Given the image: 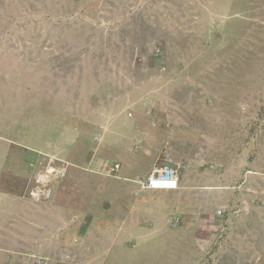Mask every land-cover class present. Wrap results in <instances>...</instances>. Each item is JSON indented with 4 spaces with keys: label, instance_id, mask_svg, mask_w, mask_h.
<instances>
[{
    "label": "rangeland",
    "instance_id": "1",
    "mask_svg": "<svg viewBox=\"0 0 264 264\" xmlns=\"http://www.w3.org/2000/svg\"><path fill=\"white\" fill-rule=\"evenodd\" d=\"M1 90L10 142L79 134L94 107L122 114L106 118L112 136L68 143L100 170L70 164L52 198L30 206L39 217L67 209L66 220L0 228L35 238L23 241L38 247L31 263L264 264V229L235 215L241 197L264 207V0H0ZM125 119H143L148 136H116ZM26 152L0 145V164L16 154L24 172L4 171L0 189L21 194ZM131 155L149 173L170 162L187 186L195 178L194 202L106 175L105 162L133 175Z\"/></svg>",
    "mask_w": 264,
    "mask_h": 264
},
{
    "label": "crops",
    "instance_id": "2",
    "mask_svg": "<svg viewBox=\"0 0 264 264\" xmlns=\"http://www.w3.org/2000/svg\"><path fill=\"white\" fill-rule=\"evenodd\" d=\"M0 92H2V90ZM0 104H1V102H0ZM4 110H5L4 105L1 104L0 105V115L3 114ZM96 112L98 113L97 115H96ZM91 113L93 115L94 121L88 122L86 124H83L84 122H80L81 125H83V127L81 128V130L79 128V134L74 135L72 132H66L65 133L66 136L64 135V136H48L47 137V138H50L52 140H56L55 143L48 142L46 140H42L41 136H30L29 139H27L28 143L20 142V141H17L16 139H15V141L10 142V141L6 140L5 138L0 137V145L3 148L12 149V147H13V148L19 149L20 151H24V149L28 150V152H26L25 155L28 157V159L30 160L31 163L37 162L40 159V156L44 155V156L51 157V158L56 159V160L61 161V162H65L68 164V166L70 164H72V165L73 164H77V165L80 164V166H79L80 170L89 171V173L95 174L96 170H100L96 166L97 165L96 163L97 162L99 163V161L97 159H96V161H94V159L89 160L87 158V155H86V153L87 154L89 153L88 150L81 149V151L83 150V152L81 154H80V152H78L77 154L74 155L70 150H68V143L78 141V140H81L83 142L84 141H92V140H96L100 136H112L111 131L110 130L108 131V129H109L108 125L111 122H110V120L109 121L106 120V118L119 115V112L118 113L115 112L112 109V107H107L103 110H101L100 108L94 107V108H92ZM121 115L122 114H120L119 116H121ZM95 116L98 120H101V121H98L99 122L98 124H97ZM114 118H116V117H114ZM129 118H131V117H129ZM80 123H79V125H80ZM114 124L117 125V122H115ZM146 124L147 123L145 121H143V119L142 120H136L135 122H132L129 119H125V122H123L122 125L119 126L121 132L120 133L114 132V133L116 134V136H126V137H130V138L132 136H145V137H147L148 136L147 131H149V128L146 127ZM135 125H138L139 127L135 128ZM0 128L4 132L8 129V125L5 124V122H2L0 124ZM115 134L113 136H115ZM142 140H144V139H142ZM145 140H147V138H145ZM36 141H41L40 142L41 144L40 143L35 144ZM81 147H84V146H81ZM95 153H96V151L91 154V156H93L94 158H96ZM9 154L12 155V151H10ZM0 155H2V154H0ZM13 155H14V157L9 161L7 166H5L4 164H0V176L1 177H2V174L4 173V171H6V170H11L13 173L15 172L14 175H16V176H18L16 173H20V175H21V173H24L21 170V168L19 167L20 166L19 162L16 163V158H17L16 154H13ZM70 157H73V160ZM129 161H131V164H132V166L129 169L131 172H133V175L127 176L126 175L127 172L125 171V169H123L124 166L122 167V165H121L120 170H122V172H121V178L122 179L127 180L129 177L135 178L131 181L134 183L136 181L137 182L141 181L144 177H146L147 174H149L148 170L147 171H146V169L144 170L143 167L141 168L137 164L138 162L141 161L140 156L136 155L134 157L131 155ZM113 163H115V162H105L104 165L106 166L108 164H113ZM28 167L30 169L29 165H28ZM66 176H67V172H66ZM66 176L64 177V179L66 178ZM26 180H27V177H26ZM195 180L196 179L194 178L193 187L187 186L184 182L179 180V187L177 189L178 195L181 196L186 192L191 193L192 196H190L189 199L192 202H194L195 194H196L195 192L197 191V188L199 187ZM63 182L64 181H61L62 185H63ZM25 184H26V182H25ZM204 185H205V189L208 188V186H209V184H207L206 179H205ZM24 187H25V185H24ZM24 187L22 189L21 194H19L20 191H18V193H16V192H14L13 189H10V188L0 189V223H1L0 228L5 226L4 224L6 221L10 220L12 222V220H14V218L16 220H18L17 223L19 224L20 228L24 229V228L28 227L30 230L35 228V226H37L38 221L41 223L39 225H41L45 228H51V227L57 228V222L63 221L62 218H64L66 220L67 212L69 213V211L67 209L63 210L61 208H59L58 211L56 210V212L58 213L56 218L52 214L45 215V216L43 215L44 217H39L36 215L31 216L32 213L30 211L34 212L35 210H32L30 208V206H33L34 203L29 202L25 197H23ZM137 189H138V187L134 183L131 192H135V190H137ZM143 192H147V191H142V193ZM150 192H152V191H150ZM153 192L158 193V194H172L171 192H174V191H158V192L153 191ZM142 195H144V194H142ZM257 198H259V197H257ZM237 203L239 204V207H238V210L235 212V215H239L240 217H241V215H243L242 218H244V220H246V221H250L254 228H257V227L261 228L262 227V229H264V209H263L264 207L260 209L259 208L260 203L257 204L255 202L257 204V207H255V205H256L255 203H254L255 205H251V204L249 205L247 203V201L243 199V197L239 198ZM261 204H264V199L262 200ZM91 206L95 207L96 203L92 202ZM102 206H103V208H102ZM105 206H107V205L101 204L102 210H104ZM108 207H110V205ZM110 209H111V207H110ZM48 211H50V210H48ZM22 212H24V214ZM108 212H111V210H108ZM20 222H21V224H20ZM252 231H256V230H252ZM9 236H10L9 233H7V232L2 233L0 231V248H2L3 250L5 248V250H7V252L10 250L12 261H9V263L12 262V264H30L32 262V257H34L35 255L34 254H27V252L34 251L35 253H37L38 247H36L33 244H31V245L26 244L23 241H29L30 242V241H32V238L33 239H35V238L32 237L31 239L26 240L22 236H14L11 238H9Z\"/></svg>",
    "mask_w": 264,
    "mask_h": 264
},
{
    "label": "built area",
    "instance_id": "3",
    "mask_svg": "<svg viewBox=\"0 0 264 264\" xmlns=\"http://www.w3.org/2000/svg\"><path fill=\"white\" fill-rule=\"evenodd\" d=\"M53 161H56L53 164ZM68 164L48 156H40L33 165L31 175L27 180L23 197L31 203H45L51 197L54 185L66 176ZM120 170L118 163L106 165L105 173L108 177H115ZM139 190L146 191H174L178 189L179 179L177 169L170 162H164L158 168L152 170L141 181L135 182ZM136 191L135 193H137ZM221 215V210L217 211ZM177 226V220L172 222ZM32 264H47V260L38 259Z\"/></svg>",
    "mask_w": 264,
    "mask_h": 264
},
{
    "label": "clouds",
    "instance_id": "4",
    "mask_svg": "<svg viewBox=\"0 0 264 264\" xmlns=\"http://www.w3.org/2000/svg\"><path fill=\"white\" fill-rule=\"evenodd\" d=\"M36 162H34V163H32V164H30L29 166H30V170H32V167H33V165L35 164ZM28 178H29V176H28ZM28 178H27V180H28ZM145 178V177H144ZM27 180H26V183H27ZM62 181V180H61ZM60 181V182H61ZM59 183V182H58ZM25 186H26V184H25ZM178 187H179V185H178ZM24 189H25V187H24ZM160 191V190H159ZM163 191H165V190H163ZM167 191V190H166ZM175 191V190H174ZM52 193H53V190H52ZM52 195V194H51ZM47 202V201H46ZM34 204H39V203H34ZM30 264H32V263H30ZM48 264V263H47Z\"/></svg>",
    "mask_w": 264,
    "mask_h": 264
}]
</instances>
